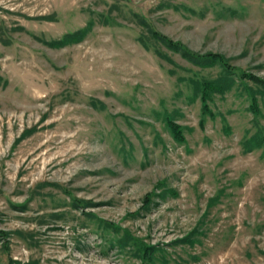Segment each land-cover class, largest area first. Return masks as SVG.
<instances>
[{
	"label": "rangeland",
	"instance_id": "1",
	"mask_svg": "<svg viewBox=\"0 0 264 264\" xmlns=\"http://www.w3.org/2000/svg\"><path fill=\"white\" fill-rule=\"evenodd\" d=\"M153 31L264 80V0H0V264H141L125 230L147 264H264L263 89L203 103L222 68Z\"/></svg>",
	"mask_w": 264,
	"mask_h": 264
},
{
	"label": "trees",
	"instance_id": "2",
	"mask_svg": "<svg viewBox=\"0 0 264 264\" xmlns=\"http://www.w3.org/2000/svg\"><path fill=\"white\" fill-rule=\"evenodd\" d=\"M153 36L160 39L164 42L168 47H170L173 51L180 53L184 58L188 59V61L192 62L195 65L210 67V66H220L223 70V73L215 78L213 81H196L193 83V91L195 95L199 94L200 99H202L203 103L211 97L214 93L223 94L224 92L230 90L236 81L241 83L243 89L247 92L248 97L250 99L249 110L254 114L255 117L260 115V106L255 94L258 87L263 90L261 93L264 94V80L251 75L249 73H243L240 70L232 67L229 64V60L220 53H197L192 52L190 49L185 47L183 44L177 41H173L167 38L165 35L159 34L158 32H151ZM86 34V30L82 29L76 32L66 34L61 40L50 42L53 47L65 46L68 44L76 43L80 41L84 35ZM247 81L253 82L257 88L249 86ZM205 106V104H204ZM168 126L170 127L172 134L174 135L176 140H182V135L178 131V126L174 125L171 120L167 121ZM256 132L247 140H245L244 148L247 151L252 149H261V156L264 157V128L256 121ZM154 191V190H153ZM154 192H150L144 197V206L147 208L154 196ZM78 203V202H77ZM79 204H77L78 206ZM112 224H109V226ZM0 235H3V238L8 237V233L0 230ZM190 234L185 240L190 242ZM193 239V238H192ZM192 242V241H191ZM190 242V243H191ZM118 246L120 249H126L127 251H131L133 256H135L141 264H147L148 262H152V256L154 255V251L156 250V245H149L143 242L142 239L129 235V233L125 230L122 236L118 237ZM154 262V261H153ZM14 260H9L8 264H13Z\"/></svg>",
	"mask_w": 264,
	"mask_h": 264
}]
</instances>
